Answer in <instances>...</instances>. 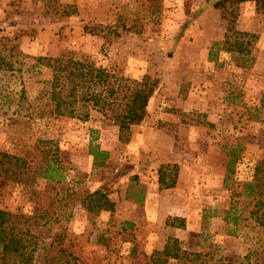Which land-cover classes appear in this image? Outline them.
I'll return each mask as SVG.
<instances>
[{
	"label": "rangeland",
	"instance_id": "1",
	"mask_svg": "<svg viewBox=\"0 0 264 264\" xmlns=\"http://www.w3.org/2000/svg\"><path fill=\"white\" fill-rule=\"evenodd\" d=\"M215 1L0 0V44L27 56L0 68V209L30 217L36 264H264V13L238 4L229 31ZM65 54L153 77L141 122L49 115L28 66ZM50 166L61 183L41 178ZM167 239L200 259L163 262Z\"/></svg>",
	"mask_w": 264,
	"mask_h": 264
},
{
	"label": "trees",
	"instance_id": "2",
	"mask_svg": "<svg viewBox=\"0 0 264 264\" xmlns=\"http://www.w3.org/2000/svg\"><path fill=\"white\" fill-rule=\"evenodd\" d=\"M244 2H252L254 8L264 13V0H217L213 2L212 8L218 10L219 18L226 22V30H231L235 13V7ZM85 29V28H84ZM82 29V30H84ZM87 29V32H90ZM232 31V30H231ZM246 36L245 34H241ZM3 40V39H2ZM16 40V39H14ZM3 41L11 42L10 39ZM3 42L0 44V68L11 71L12 64L20 66L27 58L17 51V44L9 49ZM12 57V60L9 59ZM33 60L29 68L36 73L44 72L46 76L42 80L39 97L44 95L49 115L85 121L90 112L98 113L103 120L109 121L117 127L118 132H125L130 126L138 125L145 116V107L156 89V80L148 75H141L139 79H128L113 74L99 65L94 64L85 57H74L70 54L58 55L48 58L45 56L31 57ZM20 72V68L16 70ZM20 101L25 100L23 89L20 92ZM43 95H42V94ZM93 138L88 139L87 154L91 156V166L102 168L107 159V153L99 150L97 144H92ZM0 157H7L0 153ZM35 173V170L33 171ZM54 169L42 170L41 178L46 182L61 183L62 177L53 178ZM258 173V175H257ZM156 182L159 188H165L162 171L156 172ZM253 179L262 180L264 186V157L254 165ZM259 185L256 183L255 186ZM91 196L96 195L93 201L105 202L103 194L93 190ZM256 195H259V187ZM92 198L89 199L91 201ZM107 202V201H106ZM141 203V197L137 199ZM257 203L264 204L260 199ZM88 207V206H87ZM35 215L34 218H37ZM28 215L16 214L0 209V255L2 264H36L38 246L36 238L26 225H29ZM32 239V240H31ZM163 262L168 259L179 261L183 257H195L200 259L199 253H191L181 249L175 239H167L160 250ZM208 259L212 254L207 253ZM72 260H74L72 258ZM212 264H242L236 259L225 261L215 260Z\"/></svg>",
	"mask_w": 264,
	"mask_h": 264
}]
</instances>
